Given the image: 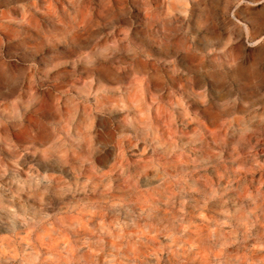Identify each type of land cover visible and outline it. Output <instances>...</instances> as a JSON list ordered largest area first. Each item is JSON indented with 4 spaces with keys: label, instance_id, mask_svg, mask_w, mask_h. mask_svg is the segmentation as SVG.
I'll use <instances>...</instances> for the list:
<instances>
[{
    "label": "clouds",
    "instance_id": "obj_1",
    "mask_svg": "<svg viewBox=\"0 0 264 264\" xmlns=\"http://www.w3.org/2000/svg\"><path fill=\"white\" fill-rule=\"evenodd\" d=\"M208 2L0 0V264H264V0Z\"/></svg>",
    "mask_w": 264,
    "mask_h": 264
},
{
    "label": "rangeland",
    "instance_id": "obj_2",
    "mask_svg": "<svg viewBox=\"0 0 264 264\" xmlns=\"http://www.w3.org/2000/svg\"><path fill=\"white\" fill-rule=\"evenodd\" d=\"M14 2H15V0H14ZM44 2H45V0H39V3H40L41 7H43ZM52 2L55 4L57 9H60L61 5L66 6L68 8L69 13H71L73 15L76 14V7L74 6L76 4H80L81 6H83V5L90 6L94 10V14H95V12H98L100 7H101V0H73V4H68L67 0H52ZM212 3H213V0H209L207 6L209 8H211ZM260 14H264V5H257L255 8H251V9H248V10L241 9L238 12V15H241L242 18H244L246 20L247 19H255ZM13 15L18 16L19 12L18 11H14ZM41 20H42L43 24L47 28H54L55 27V25L52 23V18L50 16L47 17V18L46 17H41ZM5 51H6V54H7L8 50L6 49ZM0 155H3L5 160H7L8 154H7V152L4 151L3 144H0ZM129 156H130V159H134L131 156V154H129ZM260 159L264 160V156H261ZM213 177L215 178L214 173H213ZM252 179H253V182L255 183L256 181H258L260 179V174L257 173L256 176L253 177ZM141 184L143 185V180L141 181ZM227 207L229 208V210H233V207H232L231 203H229V205ZM210 208L214 210L211 214L216 215L218 210H219V208H220L219 202H213L210 205ZM157 216L162 218L163 217V212L161 211L160 213L157 214ZM217 218H219V217L217 216ZM261 231H264V229H260L258 227L257 229L254 230L253 235H257ZM253 242L254 241L249 240L247 242V246H250ZM230 251L236 252L237 249L233 248V249H230ZM240 251H243V249H240Z\"/></svg>",
    "mask_w": 264,
    "mask_h": 264
}]
</instances>
